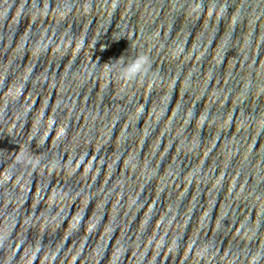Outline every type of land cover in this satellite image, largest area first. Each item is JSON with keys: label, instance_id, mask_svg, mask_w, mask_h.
<instances>
[{"label": "clouds", "instance_id": "clouds-1", "mask_svg": "<svg viewBox=\"0 0 264 264\" xmlns=\"http://www.w3.org/2000/svg\"><path fill=\"white\" fill-rule=\"evenodd\" d=\"M149 59L146 56L138 57L129 67L123 72L127 79H133L137 75L146 73L149 67Z\"/></svg>", "mask_w": 264, "mask_h": 264}]
</instances>
